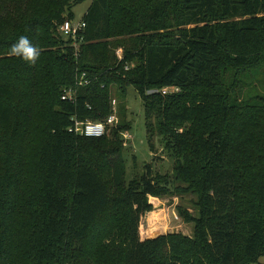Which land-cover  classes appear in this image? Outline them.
<instances>
[{"label": "trees", "instance_id": "trees-1", "mask_svg": "<svg viewBox=\"0 0 264 264\" xmlns=\"http://www.w3.org/2000/svg\"><path fill=\"white\" fill-rule=\"evenodd\" d=\"M84 1L0 0V264L259 263L264 94L238 102L225 68L264 86V0H93L75 47L61 25ZM20 36L41 49L34 66L8 56ZM130 86L173 178L148 164L126 182ZM112 115L103 136L75 130ZM187 194L192 236L141 235L150 196Z\"/></svg>", "mask_w": 264, "mask_h": 264}, {"label": "rangeland", "instance_id": "rangeland-1", "mask_svg": "<svg viewBox=\"0 0 264 264\" xmlns=\"http://www.w3.org/2000/svg\"><path fill=\"white\" fill-rule=\"evenodd\" d=\"M92 2L93 0H85L75 5L72 8V20L74 22L83 20ZM251 72L252 70H246L243 74L234 67L227 66L225 68V87L232 89V96L238 102H242L257 93L264 94V86L257 79L259 74L253 75ZM245 75H251V78L252 76L254 78L252 80L247 79L243 77ZM122 115L131 124V129L121 135L125 146L123 157L126 163V182L129 183L132 180L141 178L148 164L151 165L155 173L170 175L173 178L175 159L170 152L166 151L164 136L157 129L156 121H154V128H150V119L147 116L142 96L134 86L128 88L125 110ZM120 116L118 115L119 118ZM113 125L108 129L109 135L112 133ZM195 200L196 196L194 194L185 196L170 195L167 197L150 196L149 202L153 205V209L146 214L144 224L141 225V235L146 233L150 238L169 233L192 236L194 224L187 222L181 216L179 207L182 206L189 213L196 215L197 209L193 203ZM251 264H264V255L260 257L259 263Z\"/></svg>", "mask_w": 264, "mask_h": 264}, {"label": "built area", "instance_id": "built-area-1", "mask_svg": "<svg viewBox=\"0 0 264 264\" xmlns=\"http://www.w3.org/2000/svg\"><path fill=\"white\" fill-rule=\"evenodd\" d=\"M87 24L83 19L80 22H74L72 19H66L61 25V32L64 36L70 37L74 40L75 47H78V40L80 38L81 33L85 30ZM120 58L123 57V50L120 49L118 52ZM176 88H165L163 89L164 93H170L172 91H178ZM64 99H68L71 101H75V91L73 88L68 89L64 94ZM117 121V116L112 115L108 118L106 122H80L76 121L75 130L87 136H96L100 137L106 134L107 125L114 123Z\"/></svg>", "mask_w": 264, "mask_h": 264}, {"label": "clouds", "instance_id": "clouds-1", "mask_svg": "<svg viewBox=\"0 0 264 264\" xmlns=\"http://www.w3.org/2000/svg\"><path fill=\"white\" fill-rule=\"evenodd\" d=\"M41 49L33 45L27 36H20L9 49L8 56L22 59L29 65L34 66L39 60Z\"/></svg>", "mask_w": 264, "mask_h": 264}]
</instances>
